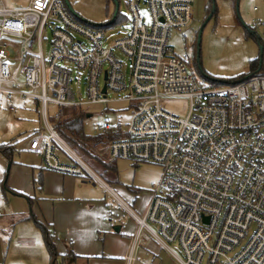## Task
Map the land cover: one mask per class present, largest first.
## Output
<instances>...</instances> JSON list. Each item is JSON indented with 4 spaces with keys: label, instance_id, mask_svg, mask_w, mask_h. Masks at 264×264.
Wrapping results in <instances>:
<instances>
[{
    "label": "built area",
    "instance_id": "obj_1",
    "mask_svg": "<svg viewBox=\"0 0 264 264\" xmlns=\"http://www.w3.org/2000/svg\"><path fill=\"white\" fill-rule=\"evenodd\" d=\"M124 1L130 31L109 45L105 28L120 20L119 12L113 24L99 27L75 17L64 0L0 8V94L35 100L47 127L31 139L30 152L47 171L87 173L102 182L54 132L48 106L58 108V118L61 108L106 104L108 93L125 94L133 111L124 137L94 149L113 160L162 169L143 215L129 210L139 232L128 264L141 232L180 264H264V73L226 85L198 79L190 55H176L169 44L174 31L192 23L194 0ZM47 29L53 34L49 57L43 50ZM12 63L18 65L14 74ZM73 69L85 77V101L71 88ZM23 86L31 91L20 90ZM172 98L189 99L185 118L163 107L162 101ZM57 147L75 163L62 161ZM172 243L181 257L170 250Z\"/></svg>",
    "mask_w": 264,
    "mask_h": 264
},
{
    "label": "rangeland",
    "instance_id": "obj_2",
    "mask_svg": "<svg viewBox=\"0 0 264 264\" xmlns=\"http://www.w3.org/2000/svg\"><path fill=\"white\" fill-rule=\"evenodd\" d=\"M68 1L79 18L91 26L107 25L112 20L115 12L113 0ZM28 3V0H1L0 8L3 6L6 8H22L27 7ZM140 9L145 21L148 22L150 14L143 1L140 4ZM213 11H216V13L207 22L202 33V62L200 64L208 77L223 81L249 75L251 72L250 61L260 59L261 47L263 48V68L261 73H264V0H194L192 5L194 16L192 23L188 28L174 31L171 35L169 44L174 49L175 54L195 55L194 47L197 33ZM118 19L120 20L115 24L105 28L107 45L126 37L130 31V14L124 0H119ZM259 23H262V25H259ZM52 37V30L47 29L44 33L43 42V50L46 57L51 54ZM118 56L125 63L129 62L124 55L119 54ZM17 67V64H11L13 74L16 72ZM70 68L72 69V66ZM192 69L195 76L200 79V67L193 64ZM18 76L20 81L24 80L20 73ZM72 76L71 88L77 100L80 101L82 99L85 101L87 86L84 75H80L73 69ZM19 89L24 92L31 91L25 86ZM125 96V94L110 92L108 93V103L106 104H91L79 107L87 116L89 115L84 121L85 133L89 136H96L103 132L107 126L112 129V132H118L119 130L125 132L129 126L133 111L130 103L124 99ZM162 105L166 111L181 118L187 116L190 108V102L187 98L164 99ZM11 108H14V110H11ZM57 111L58 108L55 105L49 104L48 113L50 118L53 119ZM39 131L46 133L47 127L35 100L29 97L21 99L17 95L12 97L7 95L0 96V145L15 143L13 165L0 154V216L4 215V218L12 225L18 223L21 219L27 220L31 217L29 200L14 196V191L10 189L11 185L9 182L12 178V171H14L13 167L16 164H28L35 167L41 164V159L27 149L29 141L35 135L34 133H39ZM68 148L72 150L69 146ZM93 152L97 154L95 149H93ZM57 154L62 161L73 164L68 159L70 153L67 150L57 147ZM98 155L105 161L115 162L118 182H111L109 179L105 180L101 169L98 167L99 165L85 160L87 166L103 183L93 178L91 183L82 184L86 190L85 197L82 196V200L87 201L90 196L93 199L105 201L113 215L119 212V215L122 216L120 221L116 223L135 221L129 210L139 216L143 215L144 209L151 199L152 190L161 177V167L151 163H133L122 159L113 160L109 158L107 153ZM76 156L79 157L77 154ZM9 163L11 164L10 169ZM35 178L34 181H38L39 177L37 178L36 176ZM6 182L7 186L5 185ZM32 184L31 180V186ZM34 188L36 194L42 192L39 182H37V185L34 184ZM132 189L140 192L138 194L133 193L131 192ZM29 198L33 199L34 203L40 200L37 196ZM96 210L94 206L91 209H79L78 212H87L92 217L96 215ZM115 226L119 227L120 225L117 224ZM29 227L37 235H41L32 221L28 224H22L19 229L30 230ZM151 227L156 230L155 226ZM135 230L136 235L139 232L138 224L135 226ZM169 247L173 253L181 257L177 244H169ZM13 249L14 247L11 246V257ZM156 252L169 257L170 264L172 262L180 264L170 251L163 248L147 232H141L139 247L131 264H159V257L156 255L155 260L153 256Z\"/></svg>",
    "mask_w": 264,
    "mask_h": 264
},
{
    "label": "crops",
    "instance_id": "obj_3",
    "mask_svg": "<svg viewBox=\"0 0 264 264\" xmlns=\"http://www.w3.org/2000/svg\"><path fill=\"white\" fill-rule=\"evenodd\" d=\"M28 1L30 3V0ZM30 141L27 146L29 152ZM13 170L9 184L14 196L25 198L20 195L23 194L27 197L37 196L40 199L30 206L31 216L33 212L36 220L48 225L56 236V246L60 254L57 264H127L126 258L136 236L137 222L116 223L122 216L119 212L113 215L105 201L90 196L89 200H82V196L85 197L86 194L83 185L91 183L92 178L47 171L42 161L37 167L16 164ZM36 176L42 178V192L38 194L34 188ZM94 206L97 209L95 216L91 217L87 212H78L79 209H91ZM31 221L38 228L35 221L29 218L21 219L12 225L4 215L0 216V264H51L41 230L38 228L41 234L39 236L31 227L30 230L19 229L22 224ZM117 224L120 225L119 232L114 231ZM11 246L14 247L12 257ZM70 252L74 256L68 255ZM156 255L159 257V264H170L166 255L160 252L153 254L154 257Z\"/></svg>",
    "mask_w": 264,
    "mask_h": 264
},
{
    "label": "trees",
    "instance_id": "obj_4",
    "mask_svg": "<svg viewBox=\"0 0 264 264\" xmlns=\"http://www.w3.org/2000/svg\"><path fill=\"white\" fill-rule=\"evenodd\" d=\"M216 11L213 13L215 15ZM263 64V62H262ZM262 64H260L259 59L250 61V75L259 74L262 71ZM247 75L239 76L237 78L225 79L223 81L217 80L215 78L208 77L207 73L204 70H201V77L205 80L210 81L213 84L217 83H226V84H234L239 81L245 79ZM88 116L81 110L79 107H65L59 110L58 118H50V124L52 129L57 134V136L64 141V143L72 148V150L79 155V157L85 162L88 160L95 165H99L98 167L101 169L102 175L104 179H109L111 182H118L117 178V169L115 162L105 161L98 154L93 152L94 147L101 141L104 140H117L124 137V132L120 130L118 132H112V129L105 128L103 132L96 136H89L84 131V121ZM36 134V132L34 133ZM0 154H2L10 163L13 164V157L15 154V143L9 144H1L0 145ZM71 162L75 163L70 157L68 158ZM86 163V162H85ZM82 177L91 178L87 173H84ZM42 187V178L39 177L38 181L35 180L34 184ZM7 186V182L5 184ZM131 192L138 194L139 190H131ZM20 194V193H19ZM21 196L27 198L33 206L34 200L20 194ZM34 220L38 228L41 230L44 241L50 256L51 264H57V258L60 255L57 246H56V236L50 230L48 225L40 223L36 220L35 215L32 213V216L29 220ZM68 255L74 256L72 252L68 253Z\"/></svg>",
    "mask_w": 264,
    "mask_h": 264
},
{
    "label": "water",
    "instance_id": "obj_5",
    "mask_svg": "<svg viewBox=\"0 0 264 264\" xmlns=\"http://www.w3.org/2000/svg\"><path fill=\"white\" fill-rule=\"evenodd\" d=\"M114 1V3H115V12H114V15H113V18H112V20L108 23V24H113L114 22H115V20H116V17H117V15H118V12H119V2H118V0H113ZM64 2H65V4H66V6L68 7V9L70 10V12L75 16V17H77V18H79V16H78V14L73 10V8H72V6L70 5V3H69V1L68 0H64ZM213 13H214V11L209 15V17H208V19L206 20V22L204 23V25L201 27V29H200V32H199V44L201 43V38H202V33H203V30H204V27L206 26V24H207V22L213 17ZM85 22V21H84ZM107 24V25H108ZM99 27L100 26H103V25H98ZM262 56H263V48L261 47V56H260V64H262ZM199 67H200V70H202V66H201V64L199 65ZM249 75H247L246 77H245V79L248 77ZM106 90H104V92H105ZM89 116V115H88ZM10 167H11V164L9 163V169H10ZM114 231L115 232H119L120 231V226L119 227H115L114 228Z\"/></svg>",
    "mask_w": 264,
    "mask_h": 264
},
{
    "label": "flooded vegetation",
    "instance_id": "obj_6",
    "mask_svg": "<svg viewBox=\"0 0 264 264\" xmlns=\"http://www.w3.org/2000/svg\"><path fill=\"white\" fill-rule=\"evenodd\" d=\"M119 2V0H118ZM200 32V30H199ZM199 32L197 33V38H196V41H195V55L192 56L190 55L191 57V63L192 65L195 64L199 67L200 63L202 62V38H201V43L199 44Z\"/></svg>",
    "mask_w": 264,
    "mask_h": 264
}]
</instances>
